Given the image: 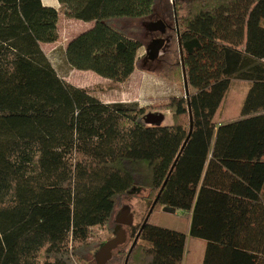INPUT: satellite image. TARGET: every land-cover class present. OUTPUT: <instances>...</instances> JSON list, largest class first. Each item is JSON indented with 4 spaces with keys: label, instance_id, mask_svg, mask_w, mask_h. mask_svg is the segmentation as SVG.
I'll use <instances>...</instances> for the list:
<instances>
[{
    "label": "trees",
    "instance_id": "obj_1",
    "mask_svg": "<svg viewBox=\"0 0 264 264\" xmlns=\"http://www.w3.org/2000/svg\"><path fill=\"white\" fill-rule=\"evenodd\" d=\"M43 1L0 0V264L85 260L93 230L135 190L154 212L192 214L203 264H264V87L247 99L263 111L214 123L233 80H264V0H191L184 15L173 4L189 94L160 126L146 123L150 108L105 103L59 75L42 45L58 42L60 11ZM57 1L94 23L68 44L67 66L126 82L144 45L118 22L148 19L156 0ZM144 222L124 227L139 236L128 264H182L186 235Z\"/></svg>",
    "mask_w": 264,
    "mask_h": 264
},
{
    "label": "rangeland",
    "instance_id": "obj_2",
    "mask_svg": "<svg viewBox=\"0 0 264 264\" xmlns=\"http://www.w3.org/2000/svg\"><path fill=\"white\" fill-rule=\"evenodd\" d=\"M50 1H54L56 8L60 11L58 25L59 40L54 44H43L42 49L51 60L59 75L105 103H127L137 104L139 107H148L150 108L149 113H161L165 115L163 125H171L174 122L172 112L166 107H168L172 98L183 97L186 94L184 77L180 66L181 55L178 42L175 41L171 47V53L167 54L165 61L158 66L144 64L143 60L146 56V48L143 47L139 51L135 73L124 83H117L100 77L91 71L72 70L65 62L64 51L72 39L92 28L94 23L67 18L64 11L61 10V5L56 0H46L45 3H49ZM190 1L156 0V9L163 12V10L172 8L173 4H178L179 15H184L187 14L188 9H192L191 4L187 3ZM181 6L183 8L186 7V10H184L185 8L181 10ZM148 21V19L139 21L124 20L118 22V26L122 27L129 35L137 38L145 45L148 41L145 23H148ZM259 87H264V80L260 79L257 82L233 80L231 88L214 118V123L216 125L228 123L244 117L246 113L263 111L257 107L247 109V99L250 98L251 92L255 93ZM258 98L261 99L262 97L254 94L252 97L253 103L256 100L255 104H258L260 101ZM261 102L264 104V100H261ZM138 191L135 190L132 195H124L117 200L118 209L111 223L107 227L93 230V236L89 241L91 244L90 248L85 252L81 251L85 260H74L72 264H96L95 254L99 250L98 241L102 242L110 232L114 234L118 215L124 207L128 206L131 210L130 213L133 214L134 225L132 227L142 225L149 214L152 204L145 199L148 195V190ZM149 220L150 224H160L167 228L180 227L184 231L190 228V219L182 212L175 216L164 213L163 209H161L153 211ZM195 241H197L196 244L194 243ZM133 242L134 239L130 237L129 232L125 245L115 253L113 259L108 264H126V257L133 246ZM201 243V241L192 239L189 236L188 249H190L193 264H199L198 262L202 255L200 250ZM193 245H196L198 248L191 250ZM82 254H80L81 257H83ZM136 257L138 258L139 254ZM139 261L140 259H138L137 264H139Z\"/></svg>",
    "mask_w": 264,
    "mask_h": 264
},
{
    "label": "water",
    "instance_id": "obj_3",
    "mask_svg": "<svg viewBox=\"0 0 264 264\" xmlns=\"http://www.w3.org/2000/svg\"><path fill=\"white\" fill-rule=\"evenodd\" d=\"M158 24L162 26V30H161L162 33H165L166 29H165V25L163 24V22L159 21ZM164 42H165L164 40H160L157 45L153 44V45L148 46L146 48V58L150 61H156L159 58ZM182 64L184 65L183 61H182ZM184 75H185V70H184ZM185 90H186V94L188 95L189 85L186 80V75H185ZM164 120H165V115L161 113H150L147 115L145 119L147 124L153 125V126L162 125ZM192 129H193V119L191 117V132H192ZM138 192H141V191L139 190ZM156 204H157V201H155V203L153 204L142 228H144L145 225L149 222V219L154 211ZM163 211L167 213H175L176 210L173 208H163ZM130 212H131L130 208L126 206L123 208V211L119 213L118 219L116 221L118 228H116L115 230L114 237L110 239L109 241H107L106 243H104L95 255V260L97 264H108L113 258L114 251H116L120 246L126 243L127 232L124 227H132L134 225L133 214H131ZM121 219L123 220L125 219V221H122ZM138 238L139 236L136 238L132 248L130 249L128 258L130 254L132 253L134 247L136 246ZM128 258H127L126 264H128Z\"/></svg>",
    "mask_w": 264,
    "mask_h": 264
},
{
    "label": "flooded vegetation",
    "instance_id": "obj_4",
    "mask_svg": "<svg viewBox=\"0 0 264 264\" xmlns=\"http://www.w3.org/2000/svg\"><path fill=\"white\" fill-rule=\"evenodd\" d=\"M148 23H145V27L147 30L146 38L147 42L143 46L147 48L150 45H157L160 40H164L163 48L160 52L159 58L156 61H150L144 57V64L145 65H161L163 61H165V56L172 51V46L174 45L175 41L180 44V37H179V19L177 16V12L175 8H169V10L158 11L156 8L154 13L148 18ZM161 21L165 25V33H162V26L158 24ZM157 29V30H156ZM123 211V209H122ZM120 211V213L122 212ZM125 221V219H121ZM118 228V225H116ZM116 230V229H115Z\"/></svg>",
    "mask_w": 264,
    "mask_h": 264
},
{
    "label": "crops",
    "instance_id": "obj_5",
    "mask_svg": "<svg viewBox=\"0 0 264 264\" xmlns=\"http://www.w3.org/2000/svg\"><path fill=\"white\" fill-rule=\"evenodd\" d=\"M46 2V0H44L43 1V3L45 4V5H47V6H51V7H55L56 8V3L54 2V1H50L49 3H45ZM56 2H58L57 0H56ZM136 71V70H135ZM135 73V72H134ZM240 119H242V117L241 118H239V119H236V120H233V121H238V120H240ZM233 121H230V122H233ZM226 123V122H225ZM225 123H222V124H225ZM220 125V124H219ZM182 211H175V213H167V212H164V213H167V214H169V215H175V216H177L178 215V213H181ZM182 213H185V215H186V217H188V219H190V228L187 230V231H184V230H182L180 227H176V228H167V227H165V226H161L160 224H155L156 226H160V227H163V228H167V229H170V230H175V231H178V232H182V233H184L185 235H186V237H187V239H186V250H185V256H184V259H183V263L182 264H193V259H191L192 258V256H190V249H188V240H189V236H190V230H191V220H192V214L191 213H188V212H182ZM191 237V236H190ZM192 239H195V238H193V237H191ZM196 240H199V241H201L202 243H201V248H200V250H201V252H202V255H201V258H200V260H199V264H203V261H204V257H205V251H206V247H207V243L204 241V240H201V239H196ZM192 242V241H191ZM195 244L197 243V241H195L194 242ZM193 244V243H192ZM195 248H198L196 245H193L192 246V249L191 250H195Z\"/></svg>",
    "mask_w": 264,
    "mask_h": 264
}]
</instances>
